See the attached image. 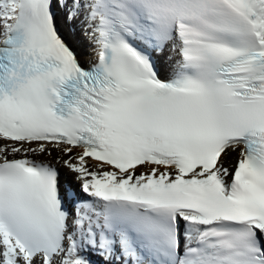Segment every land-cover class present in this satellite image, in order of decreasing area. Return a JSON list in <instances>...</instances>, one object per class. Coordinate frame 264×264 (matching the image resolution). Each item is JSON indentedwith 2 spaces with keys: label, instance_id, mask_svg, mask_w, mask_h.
<instances>
[{
  "label": "bare ground",
  "instance_id": "6f19581e",
  "mask_svg": "<svg viewBox=\"0 0 264 264\" xmlns=\"http://www.w3.org/2000/svg\"><path fill=\"white\" fill-rule=\"evenodd\" d=\"M58 2L60 4V6L62 7V10H64V7H63L61 1L58 0ZM72 9H76V4L75 3L72 4ZM80 15H81V13H80ZM76 23H78V22L76 21ZM79 27H80L79 25H78V27H77V25L74 26L76 34L73 35V39L75 41H77L79 44L81 42H86L87 43L88 41H90V40L95 38V37H92V36H94V33H93L94 31H89V33L86 35V33L83 32V31L79 32ZM1 33H3V30L0 28V34ZM86 36H87V38H86ZM83 45H85V44H83ZM166 56L170 58L171 64L177 63L180 60V58H181V55H180L179 52L177 53V50L175 51L174 49L172 50V49H169V48H168V50H166ZM172 67H173V65L167 66L163 73L164 74H173L176 70H174ZM14 144H15V142L9 141V140H7L5 138L1 139V137H0V159L5 157V156H7V154H16L17 152L14 150V147H16V146L18 147V151L19 150L21 151L24 148L23 152H20V153L21 154H25V155H29L31 153L40 152V151H42V147L43 148L50 147V145L48 143H40V142H38L36 144H32V143H29V142H26V143L21 142L19 144H16V146ZM24 144H27V146H24ZM238 149L239 148L237 146H235V147L230 148V151H237ZM74 150H77V148H74ZM18 155H19V152H18ZM230 162H231V164H235L236 163L235 160H231ZM66 164H67V167L64 166V171L60 170L62 172V174H63L62 186H63L64 190H68L69 189L70 182L73 183V184H75V183L77 184L78 180H80L82 177L86 176V172H84V173L77 172L75 170V167H74L73 164H71V163H66ZM84 164L86 165V167H90V166L93 165V166L102 168V167L107 166V165H105V164H103L101 162H98V161H95V160H92V159H89V158L86 159ZM148 165H149L148 168L153 166V165H150V164H148ZM148 168H145L144 173H142V175H144L146 179L152 178L151 175L153 174L152 172H150L148 170ZM70 174H73L74 177H70L69 176ZM131 176L135 177L134 174H131ZM77 194L79 195L80 192L78 191ZM111 211L113 212V210H111ZM61 242H63L65 244V241H64L63 238H61ZM93 246L97 247L96 245H93ZM109 246H111V245H109ZM5 248H8V247L4 246V244L0 240V264H4V258H5L4 249ZM65 248L67 250H72L73 249V251H75V253L79 252V256L83 259L84 264H109V262L107 260H105L104 258L99 257L98 255L95 254L97 251L89 250L88 252H85V251L79 250L78 249L79 246H73V247L65 246ZM101 249L102 248L97 247L98 251H101ZM10 251L14 252V249H10ZM8 259H12V256L7 254V258H5V262H7ZM37 263H41V262H36L34 264H37ZM15 264H19V259H16ZM52 264H58L57 260L55 259Z\"/></svg>",
  "mask_w": 264,
  "mask_h": 264
},
{
  "label": "rangeland",
  "instance_id": "374dc122",
  "mask_svg": "<svg viewBox=\"0 0 264 264\" xmlns=\"http://www.w3.org/2000/svg\"><path fill=\"white\" fill-rule=\"evenodd\" d=\"M16 146V145H15ZM24 146H27V144H24ZM13 147V146H12ZM51 147H54V146H51ZM14 150L17 152L16 154H10V155H7L8 158H13V157H19V158H28L29 156L25 155V154H21L20 152L22 151H18V147H14ZM23 150V149H22ZM18 152H19V155H18ZM55 153H56V160L55 162L60 166L62 167L63 166V169H64V166L67 167V164L66 162H72V163H77L76 160H75V156L77 155V153H80L79 151H74L73 155L72 153H69V151L67 150V148L65 149V147H61V146H58L55 150ZM234 154H237L238 157L240 156V150H237V151H233L230 153L227 154L226 158H225V163L228 164L231 160H235L236 159H232V156ZM47 154L45 152V150L41 151L40 153L34 155L35 157H45ZM228 158H229V161H228ZM78 164V163H77ZM102 169V168H100ZM78 170V169H77Z\"/></svg>",
  "mask_w": 264,
  "mask_h": 264
},
{
  "label": "clouds",
  "instance_id": "9594fccd",
  "mask_svg": "<svg viewBox=\"0 0 264 264\" xmlns=\"http://www.w3.org/2000/svg\"><path fill=\"white\" fill-rule=\"evenodd\" d=\"M0 137H1V139H6V137H3V135H2V133H0ZM8 140V139H7ZM16 145V144H15Z\"/></svg>",
  "mask_w": 264,
  "mask_h": 264
}]
</instances>
